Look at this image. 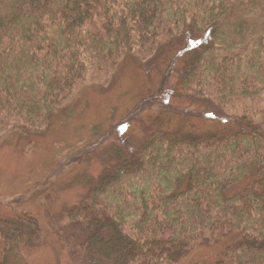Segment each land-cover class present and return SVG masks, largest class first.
I'll list each match as a JSON object with an SVG mask.
<instances>
[{"label":"trees","instance_id":"16d2710c","mask_svg":"<svg viewBox=\"0 0 264 264\" xmlns=\"http://www.w3.org/2000/svg\"><path fill=\"white\" fill-rule=\"evenodd\" d=\"M194 31L209 43H191L177 92L230 108L245 130L153 118L67 210L85 234L79 264H178L227 239L215 264H264V0H0V124L12 128L46 126L91 68L157 60ZM39 235L28 214L0 218V264H27Z\"/></svg>","mask_w":264,"mask_h":264},{"label":"rangeland","instance_id":"374dc122","mask_svg":"<svg viewBox=\"0 0 264 264\" xmlns=\"http://www.w3.org/2000/svg\"><path fill=\"white\" fill-rule=\"evenodd\" d=\"M194 32L157 60L124 55L91 68L41 129L9 127L12 119L0 124V218L25 213L40 227L39 240L25 248L27 264H79L85 234L71 226L67 210L112 171L118 155L145 140L153 118L198 133L245 130L230 108L177 92L180 72L194 57L191 43H209ZM227 245L228 239L207 242L178 264H215Z\"/></svg>","mask_w":264,"mask_h":264}]
</instances>
